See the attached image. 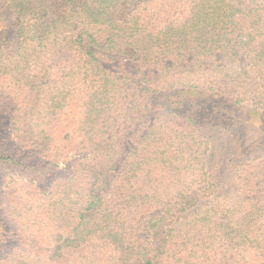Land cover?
I'll return each instance as SVG.
<instances>
[{
	"label": "trees",
	"instance_id": "16d2710c",
	"mask_svg": "<svg viewBox=\"0 0 264 264\" xmlns=\"http://www.w3.org/2000/svg\"><path fill=\"white\" fill-rule=\"evenodd\" d=\"M4 134L0 264H264V0H0Z\"/></svg>",
	"mask_w": 264,
	"mask_h": 264
},
{
	"label": "rangeland",
	"instance_id": "374dc122",
	"mask_svg": "<svg viewBox=\"0 0 264 264\" xmlns=\"http://www.w3.org/2000/svg\"><path fill=\"white\" fill-rule=\"evenodd\" d=\"M130 54L131 53H129V56L125 57L124 63L119 62V58H115V59L109 60V61L103 60V63L106 67L113 68L114 70L127 69L130 71L136 72V70L138 69V64H137V62H135L134 59L131 58ZM226 61H228V60H222V62H226ZM240 64L245 65L244 62H241ZM10 117L6 120L7 123L10 122L9 121ZM5 123H4V125H6ZM9 124H7V129H6L7 133H9ZM3 137H4V141L1 142L2 138L0 136V148H1L0 151L7 150V152H11L13 154L19 155V148H21V150L27 152L26 148H23L22 145L20 146V144L17 140H15V139L12 141L10 140V137L13 139V137L10 136V134H4ZM7 138H9V139H7ZM15 143H16V145H15ZM28 157L30 158L31 162L33 160L35 161L34 158H38L37 156L34 157V154H30V155H28ZM14 168L15 167H12V170L3 169V168L0 169V212L4 209V206H5L3 191L6 190L5 186L11 181L10 176H12V174L15 173ZM56 172H60V171L55 170V172H54V170H53V173L49 172L47 175V178H51V176L53 177L54 173H56ZM233 188H237V185H234V186L229 185L228 187H225V189H223V193H227V192H229L228 190L233 189Z\"/></svg>",
	"mask_w": 264,
	"mask_h": 264
}]
</instances>
